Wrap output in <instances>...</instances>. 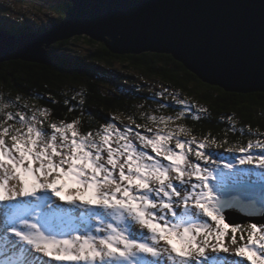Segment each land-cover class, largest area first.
<instances>
[{
    "label": "snow or ice",
    "instance_id": "1",
    "mask_svg": "<svg viewBox=\"0 0 264 264\" xmlns=\"http://www.w3.org/2000/svg\"><path fill=\"white\" fill-rule=\"evenodd\" d=\"M261 55L264 64V5ZM8 107L0 104V264H264V224L226 218L239 203L227 197L249 187L252 168L264 170V140L227 147L240 156L225 162L206 149L227 140H181L191 134L183 126L137 124L141 134L106 122L84 133L79 119L51 121L47 108Z\"/></svg>",
    "mask_w": 264,
    "mask_h": 264
},
{
    "label": "trees",
    "instance_id": "2",
    "mask_svg": "<svg viewBox=\"0 0 264 264\" xmlns=\"http://www.w3.org/2000/svg\"><path fill=\"white\" fill-rule=\"evenodd\" d=\"M68 5L58 9L61 17L55 25L64 18ZM0 30L18 35L35 33L29 22H23L16 31L2 26ZM82 39L91 46H98L87 57L63 53L71 42L67 40L48 48V55L53 59L51 64L23 61L0 63V104L9 105L5 113L23 111L30 115L33 110L47 108L51 112V121L79 119L80 130L84 133H95L106 122L117 126L124 120L134 121L135 127L139 124L157 130L175 131L178 126H183L190 130L191 134L187 136H195L198 141H203L205 137L218 143L227 140L223 147L210 146L222 149L223 154L229 146L264 140V93L225 92L203 83L169 55L144 53L119 56L88 37L74 38ZM115 63L139 71L147 80L162 83L176 97L170 99L158 93H149L140 89L141 86L130 83V79L116 77L106 68L113 67ZM107 83L112 84L113 92L103 89V84ZM193 116L199 118L194 119ZM151 117L170 119L167 124L153 123ZM44 128L50 131L47 123ZM180 139L185 140L183 137ZM256 150L261 149L253 151Z\"/></svg>",
    "mask_w": 264,
    "mask_h": 264
},
{
    "label": "water",
    "instance_id": "3",
    "mask_svg": "<svg viewBox=\"0 0 264 264\" xmlns=\"http://www.w3.org/2000/svg\"><path fill=\"white\" fill-rule=\"evenodd\" d=\"M60 23L44 32L0 30V63L48 65V48L88 37L114 55H169L203 83L225 92L264 93V0H66ZM226 212L231 224H264V182H246ZM243 205V206H241Z\"/></svg>",
    "mask_w": 264,
    "mask_h": 264
},
{
    "label": "rangeland",
    "instance_id": "4",
    "mask_svg": "<svg viewBox=\"0 0 264 264\" xmlns=\"http://www.w3.org/2000/svg\"><path fill=\"white\" fill-rule=\"evenodd\" d=\"M67 4L68 2L66 0H0V26L16 31L19 29L20 25H22L23 22H29L35 33L39 31L44 32L46 30L51 29L57 23L58 19H60L61 17V14L58 9L66 7ZM97 48L98 46H91L84 39H73L64 48L63 53L78 54L82 57H87L92 52L96 51ZM106 68L111 70V72L115 74L116 77L118 76L119 78L122 77L125 79L127 78L132 80L130 81V83L141 86L140 89L142 88L144 91H147L149 93H158L160 96L169 97L170 99H173L172 97H176L174 93L171 92L162 83L156 80H147L141 75L139 71H132L128 69L125 65L115 63L113 67ZM103 87V89L108 92H113L115 90L112 84H103ZM117 126L116 127L121 130H123L125 127H129L133 130V132H140L141 134H146L144 132V128H137L135 127L134 123L125 120L122 121L120 124H117ZM152 130L153 132L157 131V129ZM180 137L185 138V140L192 139V137L190 136ZM208 149H210L208 151H210L214 155V158L216 155H219L225 162L230 161L234 158H238L240 156L239 152L229 153L225 151V154H223L224 152L222 149H212L211 147H209ZM254 152L256 154H260L261 150H256ZM251 172L252 175L250 177H246L245 181L260 182L264 180V170L252 168ZM248 225L250 224L246 223L242 225V227H247ZM237 238L240 244L244 243V241L239 240V233ZM3 258L4 252L0 250V259ZM13 258L15 259L16 257ZM235 259L239 260L240 258ZM55 262L56 261H52V264H55ZM245 264H248V262L245 261Z\"/></svg>",
    "mask_w": 264,
    "mask_h": 264
},
{
    "label": "bare ground",
    "instance_id": "5",
    "mask_svg": "<svg viewBox=\"0 0 264 264\" xmlns=\"http://www.w3.org/2000/svg\"><path fill=\"white\" fill-rule=\"evenodd\" d=\"M47 195L49 197H51V193H48ZM51 198L55 199V197H51ZM65 206L67 207V205H65ZM0 250L4 252V247H3L2 242L0 243ZM1 256H3V255H1ZM15 257H16L15 259H17V260L23 259V257L20 256L19 252L16 253ZM44 259H48V257H44ZM55 264H70V262H67V263L66 262H55Z\"/></svg>",
    "mask_w": 264,
    "mask_h": 264
}]
</instances>
